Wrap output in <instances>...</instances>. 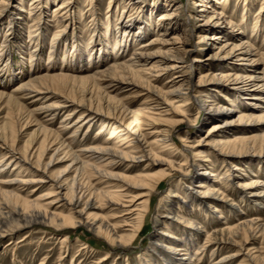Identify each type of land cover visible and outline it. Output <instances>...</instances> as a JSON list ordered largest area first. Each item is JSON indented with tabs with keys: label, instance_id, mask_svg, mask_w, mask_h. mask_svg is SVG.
<instances>
[{
	"label": "bare ground",
	"instance_id": "1",
	"mask_svg": "<svg viewBox=\"0 0 264 264\" xmlns=\"http://www.w3.org/2000/svg\"><path fill=\"white\" fill-rule=\"evenodd\" d=\"M10 1L2 0L0 6L8 5ZM224 1L227 3L230 0ZM42 2L32 0L29 15L41 13L39 7H42ZM45 2L49 6H58L55 18L60 20V30L52 46L56 48L59 39L68 32V26H63L64 23L69 25L74 21L72 13L76 2ZM250 2L245 0L243 18L240 24H236L224 17V11L219 12L218 0H193L191 4H178L175 0H163V3L153 0L149 4L143 0H109L108 25L105 27L97 23L94 17L98 14L96 3L90 0L89 12L95 18V23L90 30L91 42L83 52L89 51L88 56L93 58L91 62L95 58H110L103 63L105 69L86 77L62 73L40 76L30 79L9 94L0 93V104L7 107V114L0 126V174H14L11 180L0 179V241L36 224L55 232L84 227L108 246L105 256L96 263L104 264L111 252H126L145 228L146 219L152 217L164 231L156 233L157 239L144 255L142 263L172 264L169 262L171 260L191 264V257L182 252V248L193 243L191 237L198 236L203 231L202 227L178 212L183 208L180 203L165 204L164 212L158 213L157 210L151 214L152 198L161 185L170 182L177 173L183 178L193 174L191 183L201 182L200 186L187 187L181 181L174 186L175 190L181 204H197L205 211L209 210L208 213H217L219 205L230 201L218 189L222 184L237 189L241 197L250 203L264 207V183H249L250 178L242 173L240 167L249 161L264 164V38L259 37L263 32L264 14L259 13L255 17L252 29L246 31V35L242 26L249 25ZM117 6L122 11L112 22L110 15ZM171 6L173 8L163 14L159 23H155V14ZM14 7L19 11L16 19H20V12L27 8L26 0H20L18 7ZM1 12L0 18L4 17ZM13 20L11 24L14 25ZM156 33L159 35L154 40H144L147 35ZM170 33H176V37L169 38ZM31 34L32 31L29 36ZM252 39L261 40L257 48L251 43ZM142 40L139 47L131 52L130 47ZM98 43L103 44L101 48H97ZM72 44L75 45V42ZM155 45L160 46L158 55L148 54L146 50ZM166 47L169 48L164 51ZM194 65L198 70L215 66L220 73H206L195 84L191 75L186 74ZM227 66L231 70L225 74ZM167 73H173L168 84L165 87L157 86ZM208 81L215 85L212 88L203 86ZM229 89L234 90L235 101L227 96ZM114 91L120 92L115 94ZM216 92L222 93L224 100L231 101L233 109L221 106ZM23 100L36 104V108L28 109ZM189 102L199 108V130L208 122L215 121L213 132L202 139L201 147L216 149L218 155L225 158L223 163L228 170L223 174L209 173L212 160L201 152L181 158L178 165L163 159L166 151L176 147V128L183 122L177 110L186 107ZM137 103L141 105L135 109ZM240 103L247 111L235 118V113L240 112ZM167 108L172 109L170 114L178 118L174 125L166 123L169 116ZM41 114L51 120L62 115L61 129L49 130L40 121L38 115ZM33 122V130L27 135L24 145L18 148L19 135L25 129H30ZM16 123H20L18 128ZM94 124L101 125L100 133L108 126L115 128L103 142L82 150L71 149L76 136L83 130H90ZM236 124L256 125L259 128L251 137L233 138L230 128ZM145 127H151L154 131L146 133ZM65 130L72 132L67 139L62 136ZM238 132L250 133L248 129H239ZM147 135L156 138L149 142ZM220 135H226L227 139L218 138ZM49 154L51 156L46 162ZM245 156L249 159H236ZM143 159L167 168L157 173L138 175L129 174L130 165L121 173L116 171L122 162L131 164ZM63 162L68 164L59 171L52 170ZM150 167L147 166V169ZM204 169L207 171L203 172ZM206 174L213 180L208 179ZM43 183H47L48 188L41 196L35 197ZM30 185L35 188L23 196L21 190ZM130 190L143 191L139 195L130 194ZM56 204L60 206L55 208ZM158 207L162 210L161 203ZM235 207L236 204L229 205L230 210ZM105 209L110 211L109 216L104 215ZM219 214L220 219H224ZM161 215L163 219L158 220ZM178 227L186 230L189 237L176 236L172 229ZM256 237L262 239L264 253V220L250 219L233 226L224 225L208 235L204 245L194 251V256L201 255L207 247L214 245L212 256L217 251H225L227 255L221 256L213 264H228L240 256L243 257L240 264H264V256L258 255L253 248L243 254L250 238ZM67 241L66 237L62 244Z\"/></svg>",
	"mask_w": 264,
	"mask_h": 264
},
{
	"label": "rangeland",
	"instance_id": "2",
	"mask_svg": "<svg viewBox=\"0 0 264 264\" xmlns=\"http://www.w3.org/2000/svg\"><path fill=\"white\" fill-rule=\"evenodd\" d=\"M1 1L2 0H0V3ZM19 1L20 0H11L8 5H4L3 7L0 6V12L3 9L1 13H3L2 16H4L0 18V93L3 92L4 94H9L13 92L15 88L21 86L22 84L24 85L30 79L40 76L56 75L62 73L70 76L86 77L94 75L97 72L105 69V67H103V63L110 58L102 60H100L101 58H95V61L91 62L93 58L88 56L89 51L87 53L83 52V50L85 51L91 42L89 38L90 30L92 29V25L95 23V18L93 19L92 14L89 12L90 0H74L76 2V8L72 13V18L74 21L69 25L67 22L64 23L63 26H68V32L63 36L64 38L62 37L59 39V43L56 48L52 46L53 40L56 37V33L58 30H60V20L55 18V12L58 6L51 4L49 6L45 0H43L41 4L42 7H39L41 8V13L38 12L36 15L33 14V16L29 15L28 13V11H30L29 9L31 8L32 0H26V12H20V19H16L19 15V11L17 8H13H15L14 6L18 7ZM158 1L163 3V0ZM175 1L178 4H191L193 2V0ZM218 1L220 4V6L218 4L219 12L221 13L224 11V17L227 20L236 24H240L245 11V0H230L227 2L228 4L224 0ZM108 2L109 0H94V3H96L95 6L97 8L96 13H98L97 16L94 17L97 18L96 21L99 25L101 24V26L105 27L108 25ZM143 2H145V4H149L150 2H153V0H143ZM263 3L264 0H251L249 8V25L247 27L242 26V28H245V32H248L252 29L251 27L255 22L254 19L259 13L264 14ZM160 7L162 8V6ZM172 8L173 6L167 9L163 8L160 12L155 14V23H159V20L163 14L169 12ZM121 11L122 9L119 6L114 9L110 15L112 22H114L115 18L120 15ZM35 17L36 19H34ZM180 18H182V16H180ZM12 20L14 25L11 24ZM263 27L264 24L261 29L263 32L259 34L260 39L264 38ZM239 29L241 30V28ZM31 31L33 34H31L30 37L29 34ZM97 31H99V29ZM234 33L237 35V32ZM170 34L171 35L169 38L176 37V33ZM158 35L159 33L154 35L149 34L144 40L147 41L148 39V41H152ZM32 37L34 39H32ZM260 39H252L251 43L257 48V45L260 44ZM144 40L139 41L135 46L130 47L131 52L135 51L139 47V43L143 42ZM194 41L196 42L197 39ZM72 42H75V45H73ZM114 42L115 41L111 43ZM102 45V43H98L97 48H101ZM111 47L112 46L110 44V52H112ZM159 48L160 46L155 45L149 47L146 51L148 54L157 56ZM168 48L169 47H166L164 51H167ZM195 49L196 51L198 50L197 48ZM197 52L200 55L202 54L199 51ZM230 70L231 67L227 66V68L224 70V73L226 74ZM206 73L217 74L220 73V71L219 68L215 66H212L209 69L205 68L198 70L194 65V67L188 69L186 72L188 76L191 75L195 84L198 83L199 77L205 75ZM172 76L173 73H167L166 75H163L156 85L165 87L168 84V80ZM214 85V82L208 81L203 86L212 88ZM114 92L115 94H119L120 91ZM232 92H234V90L229 89L226 91V94L231 100L235 101L236 97ZM15 94L21 97L19 92H16ZM115 94H112V96H115ZM216 94L218 102L221 104V106L228 108L229 110L233 109L234 104L231 101L224 100V98L221 97L222 93L216 92ZM22 103L27 105L28 109L30 110L36 108V104H33L32 102L23 100ZM140 105V103H137L134 105V108H139L138 106ZM243 106L244 105L241 103L238 104V107H240V112L235 113V118H238L243 111H247ZM167 109L169 116L166 118V123L167 125H174V121L178 118L176 115L170 114L171 111H173L172 109ZM177 111L180 115H182L183 122L176 128L177 132L174 138L176 147H172L166 151V153L163 154V159H167L168 161L171 160L173 164L178 165L181 158H188L193 156V154L196 152H201L203 156H206V158H210L212 160L209 173H225L226 170H228V166L223 163L225 158H222L220 155H218V150L201 147L203 143L202 139L205 138L209 132H213L212 127L215 121L208 122L204 127H202V129L199 130L197 123L199 108L196 104L189 102L186 107L180 108ZM6 114L7 107L4 104H0V126L4 121ZM38 117L41 122L48 126L49 130L58 131L61 129V122L63 121L62 115H59L52 120L51 118L45 117V115L42 114L38 115ZM195 120L196 123H194ZM20 123H16V128L20 126ZM33 123V125L29 126L30 129L24 130L22 134L23 136L19 135V141L16 143L18 148H21L26 142L28 137L27 135L31 133L34 128L35 122ZM93 126L90 130H83L76 136V140L71 143V149L82 150L97 143L103 142L113 133L115 128V126L111 125L110 127H106L104 131L100 133L99 130L101 129V125L94 124ZM145 128L146 133H152V131H154L151 130V127ZM258 128L259 127L256 125L246 126L245 124H236L230 129L233 130V138H243L251 137V135L256 133ZM239 129H248L250 133H240L238 132ZM63 133L64 134L62 136L65 139L69 138L72 134L70 130H65ZM219 137H224V139H227L226 135H220L218 138ZM155 138L156 136L152 137L147 135L149 142H152ZM49 156L51 155L49 154L46 156V162L49 160ZM248 156L237 157L236 159L240 161L249 159ZM1 158L2 152H0V160ZM67 164V162L60 163V165H56V167L52 170L59 171ZM129 165L131 166V172L129 173L130 175L157 173L167 168L158 164L157 162H155L154 165L151 161L143 159L142 161L131 164L126 161L122 162L117 166L116 171L121 173L124 169L129 168L127 167ZM147 166L151 167L147 169ZM263 166L264 164L260 165L255 161L253 163L249 161L240 167L242 168V173H244V175L246 174L248 179L250 178L249 183H254L257 181L264 183ZM202 171L204 172L207 170L204 169ZM13 175L14 174H11L10 172H4L0 174V179L11 180L14 177ZM206 176L208 179H212L209 174H206ZM192 177L193 174H189L183 178L180 173H177L175 177L170 179V182H166V184L161 185L152 198L151 203L153 205V210L151 214L153 215L154 211L157 210L158 213L164 212L163 208L165 207V204L173 203L177 205V203H180V206L183 208L178 210V212L182 215H185L188 219L196 222L200 227H202L203 230L198 234V236L193 235L191 237L193 243L191 245L184 246L182 248L184 251L182 252L188 253V256L191 257V264H213L221 256L227 255V252L217 251L214 256H212V251L215 246L211 245L207 247L201 255L194 256L196 253L194 251H196L197 247L201 248L206 242L208 235L221 229L224 225L233 226L234 224H237L241 221L250 219L264 220V207L250 203L247 199L241 197L237 189L234 190V188L231 187L227 188L223 184L220 185L218 189H220L225 196H228L230 201L227 204L219 205L217 213H208L209 210L205 211L204 207L197 204H192L190 202L183 205L181 204V199L178 196V191L175 190L176 188L174 186H177L181 181H183L187 187L200 186L201 182H196L194 185L191 183ZM235 182L238 184V181ZM48 186L49 185L47 183L41 184L40 187L42 188L39 189L38 187L39 190L36 192L35 197L41 196ZM34 188V185H30L28 188L22 189L21 193L23 196H27ZM142 191L143 190L139 192H137V190H130V194H139ZM169 191L171 192L168 194ZM160 203L162 210L158 207ZM232 204H236V207L230 210L229 205ZM58 206H60V204H56L55 208ZM103 212L104 215L109 216L111 214L108 209H105ZM219 213L222 214L224 219H220ZM151 218L152 217L146 219L145 228H143L142 232L138 235L132 246L126 251L128 254L126 252H120L119 254L117 251L111 252L109 259H106L104 264H143L142 259L144 255L147 254L146 252L150 249V246H153L157 239L156 233L161 234V232L164 231L163 227L160 226L159 228L160 224L154 222L155 220ZM161 219H163L162 215L159 216L158 220ZM172 230L176 236L181 238L189 237L187 231L180 227L173 228ZM66 237L68 238L67 243L62 244ZM252 248L254 251H257L258 255L264 256L261 238H250L243 254H246L247 250ZM107 251L108 246L106 243L102 239L93 236L84 227H78L76 229L65 228L59 232H55V230H52L51 228L42 229L40 228V225L36 224V226L33 225L32 228H22L21 230H18L16 234L11 235L10 237L6 236L0 241V264H96L105 256ZM242 260L243 257L240 256L239 258H236L234 262L232 261L228 264H240ZM169 262L172 264H182L173 262L171 260ZM159 264L167 263L160 262Z\"/></svg>",
	"mask_w": 264,
	"mask_h": 264
}]
</instances>
